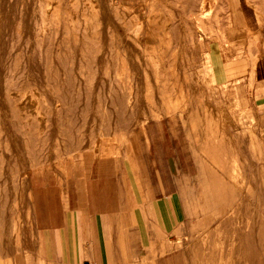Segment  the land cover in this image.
Wrapping results in <instances>:
<instances>
[{
	"label": "rangeland",
	"instance_id": "rangeland-1",
	"mask_svg": "<svg viewBox=\"0 0 264 264\" xmlns=\"http://www.w3.org/2000/svg\"><path fill=\"white\" fill-rule=\"evenodd\" d=\"M239 2L0 0V159L10 190L34 176L60 196L73 177L80 208L90 162L128 157L147 186L183 192L198 251L213 249L215 190L242 207L249 188L251 222H264V133L222 112L200 72L205 43L226 34L227 17L240 18ZM232 211L218 221L242 222Z\"/></svg>",
	"mask_w": 264,
	"mask_h": 264
},
{
	"label": "crops",
	"instance_id": "crops-1",
	"mask_svg": "<svg viewBox=\"0 0 264 264\" xmlns=\"http://www.w3.org/2000/svg\"><path fill=\"white\" fill-rule=\"evenodd\" d=\"M239 3L240 18L227 17L226 34L205 43L202 84L222 112L264 133V0ZM89 166L91 179L78 193L85 201L75 208L73 177L60 196L57 185H34V176L23 191L18 185L11 191L9 161L0 159V264H264V222H251L249 188L242 207L228 191L225 204L214 191L213 249L201 252L186 233L183 192L159 182L147 186L128 157ZM257 190L260 200L264 186ZM234 209L242 222L218 221Z\"/></svg>",
	"mask_w": 264,
	"mask_h": 264
},
{
	"label": "bare ground",
	"instance_id": "bare-ground-1",
	"mask_svg": "<svg viewBox=\"0 0 264 264\" xmlns=\"http://www.w3.org/2000/svg\"><path fill=\"white\" fill-rule=\"evenodd\" d=\"M50 5V4H49ZM205 5V4H204ZM204 5H203V7H204ZM224 6H226L225 4H224ZM18 7V6H17ZM21 9V8H20ZM21 12V11H20ZM19 13V12H18ZM228 16H229V14H228ZM231 17V16H230ZM136 21H138L137 19H136ZM141 21V20H140ZM150 21V20H149ZM231 21V20H230ZM232 22V21H231ZM135 24H137L138 25V23H135ZM141 24V23H140ZM137 25H136V27H137ZM139 26V25H138ZM141 26V25H140ZM133 27V26H132ZM232 27V26H231ZM130 28V27H129ZM134 29V28H133ZM137 29V28H136ZM146 29V28H145ZM150 29V28H149ZM131 31V30H130ZM141 31H142V28H141ZM133 32V31H132ZM131 32V33H132ZM138 32V31H137ZM143 32V31H142ZM146 32H147V30H146ZM19 33V32H18ZM130 33V34H131ZM148 33V32H147ZM136 34V33H135ZM39 35V34H38ZM132 35V34H131ZM137 35V34H136ZM135 35V36H136ZM141 36V35H140ZM139 36V37H140ZM149 36V35H148ZM131 37V36H130ZM134 37V36H133ZM135 38V37H134ZM133 38V39H134ZM146 38V37H145ZM143 39V38H142ZM150 39V38H149ZM136 40H138V37H137V39ZM139 40H141V38L139 39ZM138 43V42H137ZM141 43V42H140ZM199 43V42H198ZM188 44V43H187ZM192 44V43H191ZM93 45V44H92ZM142 45V44H141ZM194 45V44H193ZM140 47V46H139ZM189 47H191V46H189ZM244 47V46H243ZM147 48V47H146ZM191 49V48H190ZM191 50H193V49H191ZM93 53V52H92ZM190 53H192V52H190ZM193 53L195 54V52L193 51ZM191 55V54H190ZM189 56V55H188ZM98 57V56H97ZM97 57H95V59H97ZM192 57V56H191ZM34 58V57H33ZM151 58V57H150ZM94 59V58H93ZM153 59V58H152ZM26 61V60H25ZM81 61V60H80ZM165 61H167V59L165 60ZM97 62V61H96ZM95 63V62H94ZM156 65V64H155ZM39 66H40V64H39ZM93 66H95V65H93ZM97 68H98V66H97ZM97 68H94V69H97ZM130 71V70H129ZM96 72V71H95ZM147 73V72H146ZM126 74V73H125ZM129 74V73H128ZM144 74V73H143ZM94 75V74H93ZM134 75V74H133ZM133 75H131V76H133ZM134 77V76H133ZM133 79V78H132ZM131 80V79H130ZM134 82V81H133ZM161 83V82H160ZM96 87V86H95ZM94 87V88H95ZM133 87V86H132ZM135 87V86H134ZM133 87V88H134ZM12 88H14V87H12ZM27 89V88H26ZM93 89V88H92ZM137 91V90H136ZM120 92V91H119ZM93 93V92H92ZM94 93H96L95 91H94ZM113 93V92H112ZM135 93V92H134ZM137 93V92H136ZM125 94V93H124ZM136 95V94H135ZM116 96H118V95H116ZM171 96V95H170ZM47 97V96H46ZM119 97V96H118ZM124 97V96H123ZM136 97V96H135ZM125 98V97H124ZM123 98V99H124ZM122 102V101H121ZM153 102V101H152ZM127 104H129V103H127ZM11 105V104H10ZM124 105V104H123ZM128 108V107H127ZM43 110V109H42ZM31 111V110H30ZM32 112V111H31ZM26 116H28V114L26 115ZM13 117V116H12ZM29 117V116H28ZM25 118V117H24ZM19 120H21V119H19ZM22 122V121H21ZM27 123V122H26ZM21 125V124H20ZM83 156V155H82ZM83 161V160H82Z\"/></svg>",
	"mask_w": 264,
	"mask_h": 264
}]
</instances>
